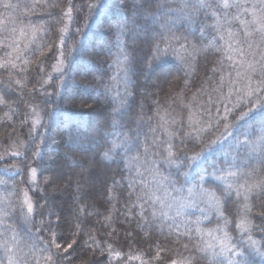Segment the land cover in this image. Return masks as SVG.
I'll use <instances>...</instances> for the list:
<instances>
[{"label": "trees", "instance_id": "obj_1", "mask_svg": "<svg viewBox=\"0 0 264 264\" xmlns=\"http://www.w3.org/2000/svg\"><path fill=\"white\" fill-rule=\"evenodd\" d=\"M96 1L0 0V149L28 139V104L61 38L67 57L39 102L40 133L24 156L0 163V242L19 264H129L156 247L157 264H227L230 253L212 256L223 230L248 264H264V193L249 195L247 213L236 196L264 181V69L238 66L258 34L211 8L169 11L179 0H107L85 33ZM228 172L237 176L217 179ZM201 187L221 198L219 208ZM243 215L248 233L236 228Z\"/></svg>", "mask_w": 264, "mask_h": 264}, {"label": "snow or ice", "instance_id": "obj_2", "mask_svg": "<svg viewBox=\"0 0 264 264\" xmlns=\"http://www.w3.org/2000/svg\"><path fill=\"white\" fill-rule=\"evenodd\" d=\"M179 8L177 9H169V11H180L183 12L186 9L191 8L193 11H199L203 8H211L213 9L212 15L216 16L218 19V13L224 12V16L227 17L226 22L228 20H235L238 21L239 24L242 26V30L245 35H251L252 33H257L261 36L262 39H264V0H179ZM10 5L4 4V7L7 8ZM103 6V5H102ZM235 8L236 14L232 15L231 17L227 16V12L225 10ZM241 16L250 17V19H241ZM128 29L121 25L120 26V35L122 36ZM228 35L231 37L234 34L229 32ZM223 39V37H221ZM251 47V45H249ZM121 51L118 54V63L123 64L124 62H127L128 60V54L123 49V46H120ZM159 48L157 47V52L159 53ZM241 55H244L243 52L240 53ZM158 58V57H156ZM14 66V65H13ZM16 83H20V81H16ZM251 111V110H250ZM249 113H245L242 117H240L241 120H243L245 117H247ZM260 139L264 140V135L260 137ZM212 143H216V141H213ZM116 147H119L117 144H113L114 150ZM211 147V144L208 146ZM109 150V151H112ZM108 153H105V156H107ZM171 156V153H169ZM202 156V153H198L196 156L192 157L193 161H198ZM33 173V176H35V169L31 170ZM207 174V173H206ZM237 176L236 172H228L226 175L222 174L217 177V179L225 180L228 177H235ZM203 179V178H201ZM233 189L232 184H228L227 188L225 189V194H229ZM254 191H259L261 193H264V181H260L254 184H249L247 187L245 185H240L236 189V196L240 197L243 193V198L245 200V204L243 205L241 212L247 213L250 211L249 205L247 203L249 195L252 194ZM199 193L202 197L206 198L209 205L215 208H219L221 203V198L217 197L215 193L209 192L202 187L199 189ZM27 204V210L29 213L33 211V206L29 202L27 198V193H25V201ZM261 218L264 219V213L261 214ZM236 228L239 229L242 233H248L252 230V223L250 220L247 219L246 215H243L239 222L236 224ZM264 231V229H261ZM222 235L220 237H216V239L219 242V251H213L212 256L215 258L217 256H225V254H231L226 256L227 264H248L247 259L244 257L243 252L239 250V247L237 245L230 244V237L227 232L221 230ZM15 240V236L12 238ZM4 251L7 256V264H19V262L16 259L15 254L13 253L12 247L9 246V241L7 239H4L2 242ZM247 243L250 246H257L258 241L254 240L251 235L247 236ZM56 248H59L60 245L56 244ZM68 247H71L69 245ZM111 247V246H109ZM212 245H207L206 248L201 249V251H207L209 248H211ZM261 255H264V253H260ZM116 255H119V253H116ZM48 260H51V256L47 258ZM0 264H3L2 261H0ZM172 264H176L175 261L172 262ZM183 264V262H182Z\"/></svg>", "mask_w": 264, "mask_h": 264}, {"label": "rangeland", "instance_id": "obj_3", "mask_svg": "<svg viewBox=\"0 0 264 264\" xmlns=\"http://www.w3.org/2000/svg\"><path fill=\"white\" fill-rule=\"evenodd\" d=\"M107 0H97L92 4L91 10H93V13L91 15V19L87 23V28L85 29V33L92 27L95 23L96 16L99 15V12L105 8ZM103 5V6H102ZM65 27L63 30V33H68L69 29H71V25L73 22V15L71 14V11H69V8L67 10V13L65 15ZM62 38L59 42V51L58 55L56 56L55 60L53 61L51 65V69L48 72L47 76L45 77L42 85L39 88V93L33 96V99H31L30 103L28 104V118L30 121V129H29V137L28 139L23 138H14L12 139L5 148L0 149V163H3L5 159L8 158H19L24 156L27 148L29 147V144L33 139L37 137V135L40 133L42 129V125L44 122V113L43 109L40 106V101L43 100V97L48 96L50 93V87L49 84L55 77L59 76L64 72L67 66V57L64 55L61 45H62ZM253 42V48H248L244 55L240 54V58L238 60L239 65L242 69L245 71H249L250 73H253L254 68H261L264 69V39L261 38V36L258 34L257 38L252 40ZM249 72H246V74H249ZM253 82V81H251ZM239 90V89H238ZM44 92L47 95H43ZM51 92H53L51 90ZM34 93V92H33ZM42 94V95H41ZM33 179V180H32ZM35 177L32 174V177H30V180L34 181ZM36 182V181H34ZM34 185V184H33ZM30 202V201H29ZM31 203V202H30ZM27 207V204H26ZM150 254V253H149ZM148 253H139L134 254L132 253L131 256L128 257V263L129 264H157V259L159 255L158 248H154V251L151 253L150 256ZM1 261V260H0ZM188 258L179 259L176 262V264H189ZM3 264H7V259L2 260ZM172 264V263H170Z\"/></svg>", "mask_w": 264, "mask_h": 264}]
</instances>
